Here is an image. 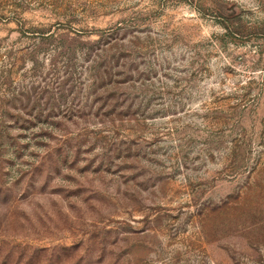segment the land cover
<instances>
[{"label": "rangeland", "instance_id": "374dc122", "mask_svg": "<svg viewBox=\"0 0 264 264\" xmlns=\"http://www.w3.org/2000/svg\"><path fill=\"white\" fill-rule=\"evenodd\" d=\"M0 264H264V0H0Z\"/></svg>", "mask_w": 264, "mask_h": 264}]
</instances>
